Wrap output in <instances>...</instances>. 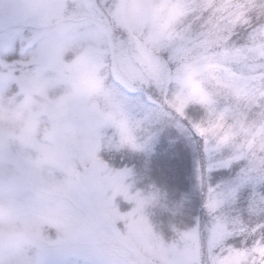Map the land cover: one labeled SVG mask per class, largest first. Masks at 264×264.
I'll use <instances>...</instances> for the list:
<instances>
[{"label": "snow or ice", "instance_id": "1", "mask_svg": "<svg viewBox=\"0 0 264 264\" xmlns=\"http://www.w3.org/2000/svg\"><path fill=\"white\" fill-rule=\"evenodd\" d=\"M97 7L103 15L107 0ZM177 7L158 36L139 29L119 36L114 61L127 58L137 71L109 73L104 111L63 101V118L46 130L50 142H31L35 155L21 153L45 227L57 233L35 232L40 251L31 264H264V0H178ZM133 43L143 45L136 59ZM160 116L197 137L206 159L198 179L208 222L173 228L170 241L144 215L155 195L130 194L128 171H114L98 155L112 141L105 129H115L117 147L136 151ZM232 169L231 181L208 183L211 172ZM242 189L249 190L242 211H225ZM117 196L134 206L121 213ZM0 264H18L3 246Z\"/></svg>", "mask_w": 264, "mask_h": 264}, {"label": "rangeland", "instance_id": "2", "mask_svg": "<svg viewBox=\"0 0 264 264\" xmlns=\"http://www.w3.org/2000/svg\"><path fill=\"white\" fill-rule=\"evenodd\" d=\"M0 0V246L11 250L18 264H31L39 254L35 232L56 237L45 227L36 193L24 172L20 155L34 151L31 142L49 143L46 130L53 119H62L57 106L73 98L87 101L88 111H104L108 105L109 73L127 78L137 71L127 58L117 57L119 36L132 37L137 29L154 38L178 14V0ZM147 5V7H145ZM115 34V35H114ZM133 58L143 45L132 44ZM87 79L90 87L84 88ZM194 115L192 108L187 109ZM111 144L98 153L114 171L127 170L129 193L155 195L144 215L165 241L173 228L184 231L208 222L203 207L205 193L198 179L206 159L200 140L175 119L160 116L138 137L140 150L117 147L115 129H105ZM236 170L208 175L216 185L232 180ZM249 190L242 189L227 212L242 211ZM121 213L134 204L117 196ZM54 210L55 205L50 206Z\"/></svg>", "mask_w": 264, "mask_h": 264}, {"label": "clouds", "instance_id": "3", "mask_svg": "<svg viewBox=\"0 0 264 264\" xmlns=\"http://www.w3.org/2000/svg\"><path fill=\"white\" fill-rule=\"evenodd\" d=\"M82 86H83L84 88H88V87H90V85H89L87 79H85V81L83 82V85H82Z\"/></svg>", "mask_w": 264, "mask_h": 264}]
</instances>
